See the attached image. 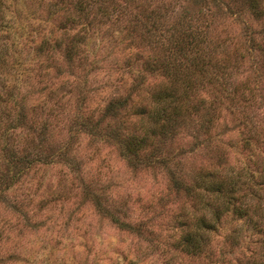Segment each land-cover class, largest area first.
Wrapping results in <instances>:
<instances>
[{"label":"trees","instance_id":"obj_1","mask_svg":"<svg viewBox=\"0 0 264 264\" xmlns=\"http://www.w3.org/2000/svg\"><path fill=\"white\" fill-rule=\"evenodd\" d=\"M84 139L190 202L166 222L173 252L264 264V0H0V210L23 215L18 186L59 165L102 219L150 236L151 219L87 177Z\"/></svg>","mask_w":264,"mask_h":264},{"label":"rangeland","instance_id":"obj_2","mask_svg":"<svg viewBox=\"0 0 264 264\" xmlns=\"http://www.w3.org/2000/svg\"><path fill=\"white\" fill-rule=\"evenodd\" d=\"M238 26L234 23L230 29L237 33ZM108 50L99 56L98 69L91 71L96 88L108 83L105 74L117 56L115 50L109 54ZM102 93V89L95 93L94 103ZM235 136L228 135L224 141L232 146L237 143ZM79 151L80 158L89 162L85 165L87 177H98L113 197L126 200L133 219H151L147 226L151 235L137 237L102 219L82 199L78 181L65 167H39L17 189L24 199V214L0 210V255L18 254L0 264H207L178 255L168 245L172 231L166 222L176 205L190 212V202L168 192L163 176L133 173L113 148L89 145L86 139Z\"/></svg>","mask_w":264,"mask_h":264}]
</instances>
